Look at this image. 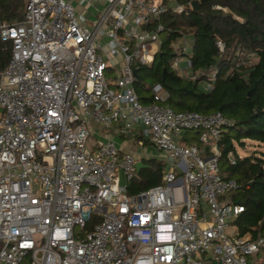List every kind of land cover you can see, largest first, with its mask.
<instances>
[{
  "label": "built area",
  "instance_id": "obj_1",
  "mask_svg": "<svg viewBox=\"0 0 264 264\" xmlns=\"http://www.w3.org/2000/svg\"><path fill=\"white\" fill-rule=\"evenodd\" d=\"M183 10L178 0H24L23 19L0 24L11 45L0 69V264H247L251 254L264 264V235L226 231L242 211L217 166L231 120L173 111L158 84L141 104L132 87V65L149 64L168 30L161 15ZM190 44L184 32L170 43L183 77ZM237 55L248 66L253 54ZM200 74L209 87L215 70ZM94 125L146 140L165 158L159 183L127 193L136 158L101 136L87 149Z\"/></svg>",
  "mask_w": 264,
  "mask_h": 264
},
{
  "label": "trees",
  "instance_id": "obj_2",
  "mask_svg": "<svg viewBox=\"0 0 264 264\" xmlns=\"http://www.w3.org/2000/svg\"><path fill=\"white\" fill-rule=\"evenodd\" d=\"M191 1L178 0L182 12L161 15L168 30L160 33L159 48L149 64L132 65V87L141 104L152 101L151 87L158 84L166 93L162 104L173 111H218L231 120L217 141L218 171L221 178L237 183L230 200L240 204L242 211L229 223L239 236L255 238L264 235V154L239 156L236 146L243 147L244 140L264 145V0H195L196 10L190 8ZM23 11L24 0H0V24L22 20ZM181 32L191 36L188 77L172 67L177 54L170 43ZM216 40L224 44L223 52L215 46ZM10 49V42L0 39V69ZM238 50L252 53L254 61L248 66L240 63ZM212 69L214 79L206 87L200 73ZM198 133L187 131L185 140L197 142ZM228 153L233 154L234 164L229 163ZM143 162L145 167L129 181L127 193L159 183L163 163L155 158Z\"/></svg>",
  "mask_w": 264,
  "mask_h": 264
},
{
  "label": "crops",
  "instance_id": "obj_3",
  "mask_svg": "<svg viewBox=\"0 0 264 264\" xmlns=\"http://www.w3.org/2000/svg\"><path fill=\"white\" fill-rule=\"evenodd\" d=\"M97 125L92 126V130L98 133L97 130ZM116 125H114L112 128L110 129H106V132L103 131H99L100 136L103 138H109L107 134L108 132L112 133V138H109L111 140H113V142L116 144V146L121 150V151H127L130 152L134 155V157L136 158V161H140L145 167V163L143 162L144 159H148V158H157V160L160 161H165L163 156H158V152L151 146L149 145V143L146 140H142V143H139V136L138 135H134V136H119L116 133ZM114 134V137H113ZM133 142V145H131V142ZM131 146L135 147L134 150H131ZM142 167V168H143ZM141 169V168H140ZM233 226V225H232ZM235 227L233 226V229Z\"/></svg>",
  "mask_w": 264,
  "mask_h": 264
},
{
  "label": "rangeland",
  "instance_id": "obj_4",
  "mask_svg": "<svg viewBox=\"0 0 264 264\" xmlns=\"http://www.w3.org/2000/svg\"><path fill=\"white\" fill-rule=\"evenodd\" d=\"M78 6L75 7V10L77 11L78 10ZM155 49V46H152L151 47V50H154ZM254 61V58L253 57H249L247 59V62L248 63H252ZM111 70L109 68H107L105 70V72H110ZM111 73V72H110ZM97 130H98V133L93 131V133L91 132L88 137L86 138L85 140V147L89 150H92L95 148L96 146V140L98 137H100V133L99 131H103V132H106L107 130L103 127H100L98 126L97 127ZM107 134H110L108 135L109 138H112V133L111 132H108ZM113 137H114V134H113ZM131 142V140H130ZM244 146L243 147H239V146H236V152L238 153L239 156H243V155H249V154H253L255 153L257 156L260 155V154H264V145L263 144H260V143H257L255 141H251V140H244ZM131 145H133V142H131ZM135 147L131 146V150H134ZM264 158V157H263ZM155 159H157L155 157ZM163 163V169L166 168V163L164 161H161ZM123 183V180H121V184ZM202 207H204V205L202 204ZM209 217V216H208ZM210 218V217H209ZM90 223H87L86 224V229H90ZM233 229V226L229 225V227L226 229L227 233H229L231 230ZM255 259V254H251V255H248L247 256V264H252V262L254 261Z\"/></svg>",
  "mask_w": 264,
  "mask_h": 264
},
{
  "label": "water",
  "instance_id": "obj_5",
  "mask_svg": "<svg viewBox=\"0 0 264 264\" xmlns=\"http://www.w3.org/2000/svg\"><path fill=\"white\" fill-rule=\"evenodd\" d=\"M190 6H191V9H194V10L198 9V5H197V2L195 0L190 2ZM134 74H135V72H134V70H132V75H134ZM134 166H135L136 171H138L144 165L140 161H136Z\"/></svg>",
  "mask_w": 264,
  "mask_h": 264
}]
</instances>
